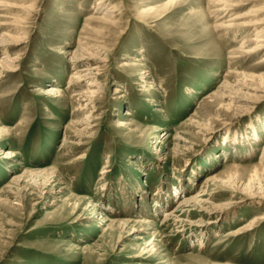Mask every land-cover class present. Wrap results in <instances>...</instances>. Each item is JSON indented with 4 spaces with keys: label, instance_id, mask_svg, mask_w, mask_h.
<instances>
[{
    "label": "rangeland",
    "instance_id": "374dc122",
    "mask_svg": "<svg viewBox=\"0 0 264 264\" xmlns=\"http://www.w3.org/2000/svg\"><path fill=\"white\" fill-rule=\"evenodd\" d=\"M215 1L0 0V264H264V0Z\"/></svg>",
    "mask_w": 264,
    "mask_h": 264
},
{
    "label": "bare ground",
    "instance_id": "6f19581e",
    "mask_svg": "<svg viewBox=\"0 0 264 264\" xmlns=\"http://www.w3.org/2000/svg\"><path fill=\"white\" fill-rule=\"evenodd\" d=\"M216 1H218L220 4H222V5H226V6H228L229 5V2H231L230 0H216ZM215 1V2H216ZM1 5V4H0ZM225 6V7H226ZM110 10H107L106 12H105V15H108L109 16V14H110ZM246 17V16H245ZM242 18H243V16H242ZM249 24V23H248ZM253 24V23H252ZM255 24H258V23H256L255 22ZM254 24V25H255ZM260 24V23H259ZM261 33L263 34V32L261 31ZM260 38H264L263 36L261 37V36H259L258 37V39H260ZM261 44L260 45H258V47L259 48H264V39H262L261 41L260 40H258ZM257 47V48H258ZM78 51V50H77ZM78 54V56L79 57H81L82 58V60H85L84 58L86 57L85 55V52H84V50L83 49H80V51L77 53ZM78 56L77 57H71V60H70V62L71 63H75V61L76 62H78L79 63V61L78 60H80L81 58H78ZM8 64L10 63H13L14 61L11 59V60H7L6 61ZM75 65V64H74ZM11 66H12V64H11ZM10 66V67H11ZM14 66V65H13ZM87 66V68H83V69H80L78 72H77V74L73 77V79L74 80H76V81H80L81 82V80L82 79H87L88 78V74L87 73H90L89 71L91 70V68L89 67V65H86ZM82 78V79H81ZM117 91H120V90H117ZM59 90L57 89V88H52V89H50V91H49V93H48V95H50V94H55V95H57V94H59ZM122 124H124V123H122ZM9 155L10 156H12V155H14L13 153H11V152H9Z\"/></svg>",
    "mask_w": 264,
    "mask_h": 264
}]
</instances>
